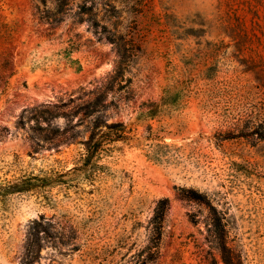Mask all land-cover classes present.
<instances>
[{
  "label": "rangeland",
  "instance_id": "obj_1",
  "mask_svg": "<svg viewBox=\"0 0 264 264\" xmlns=\"http://www.w3.org/2000/svg\"><path fill=\"white\" fill-rule=\"evenodd\" d=\"M83 85L132 138L78 170L18 121ZM0 264H264V0H0Z\"/></svg>",
  "mask_w": 264,
  "mask_h": 264
},
{
  "label": "trees",
  "instance_id": "obj_2",
  "mask_svg": "<svg viewBox=\"0 0 264 264\" xmlns=\"http://www.w3.org/2000/svg\"><path fill=\"white\" fill-rule=\"evenodd\" d=\"M80 88L83 92L77 96L70 97V102L49 100L25 107L18 121V124L22 127L29 121H35L38 124L46 122L44 126L40 125L41 128L39 130L41 131H37L36 138L50 145H58L62 142L70 143L77 140L79 131L75 132L73 129L84 123V121H88L90 133L87 138L81 140L85 144V151L83 152L81 165L76 167L78 170L90 164L92 159L101 156L107 151V144L114 143L117 140L128 142L132 138L126 133L124 122L108 121L107 110L110 104L106 90H101L97 85L93 88L89 87V85H83ZM79 113L83 114L80 120L66 127L63 131L60 130L61 126L55 123L61 116L67 123H71L75 115ZM44 129L46 133L43 132ZM34 130H37V128L34 127ZM23 182H26V180ZM24 190H27V184L19 189V191ZM168 208V197L160 198L151 220L153 232L157 235L156 237H159L161 234ZM42 231L48 236L55 232L63 235L65 233L64 230H60L57 225L42 214L41 218L34 220L28 231L26 246L29 252L38 253L39 246L41 245L40 233ZM156 245V253H158V243Z\"/></svg>",
  "mask_w": 264,
  "mask_h": 264
}]
</instances>
